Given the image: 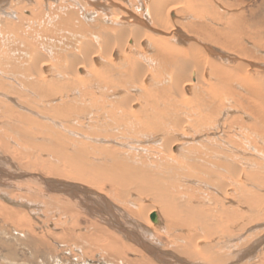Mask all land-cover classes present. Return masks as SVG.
I'll return each mask as SVG.
<instances>
[{
    "label": "bare ground",
    "instance_id": "bare-ground-1",
    "mask_svg": "<svg viewBox=\"0 0 264 264\" xmlns=\"http://www.w3.org/2000/svg\"><path fill=\"white\" fill-rule=\"evenodd\" d=\"M136 1L0 0V43H18L14 48L13 43L11 47H0V69L8 67L12 82L18 84L9 87L0 76V91L12 95L23 93L22 89L30 91L31 103L20 102L42 108L39 111L48 117L42 124L7 106L10 119L0 121L3 129L15 133L18 143L28 147V137L45 139L33 148L25 147L28 159L19 166L2 155L8 149L3 140L6 134L2 137L0 133V184L5 178L9 186L31 191L28 197L33 199L48 197L49 201L65 200L68 205L80 207L88 218L100 217L122 236L135 238L132 240L151 252V258L157 245L145 246L142 234L150 232V227L157 236L161 217L165 229L179 231L176 236L183 244L176 245L178 252L197 264H247L243 258L254 256L258 243L256 240L245 247L258 235L255 232L244 242L250 234L248 226L264 217V161L260 160H264V63H259L261 57L255 55L257 48L264 47V19L254 17L252 10L226 12L229 14L222 18L214 13L213 0ZM244 2L223 1L220 5L228 9ZM26 7L30 8L28 15H24ZM141 8L145 9L143 15L139 13ZM86 9L95 14V25L89 20L88 25L82 22L79 10ZM193 12L194 22L186 23L191 20L187 17L181 23L180 14ZM207 14L222 21L223 27L209 25ZM25 22L29 23L27 28ZM34 24L40 26V31ZM179 25L187 30L186 37ZM34 31L39 33V42L31 37ZM171 35L183 38L187 44L175 45ZM201 40L220 48L214 49ZM55 42L60 45L57 50L50 45ZM225 50L231 53L226 55ZM125 86L136 87L137 97ZM175 102L182 106L177 107ZM48 110L53 115H47ZM13 117L33 129L19 126L16 119L9 121ZM145 138L155 147L147 146ZM41 153L50 156L42 157ZM14 155L19 159L24 154ZM35 170L55 178L30 174ZM32 178L37 190H32L33 183L28 182ZM194 186H211L207 189L217 204V216L212 220L207 217L209 210L180 198L182 190ZM130 192L140 196L137 200L143 197L156 201L158 206L136 210L125 203L121 207L130 216L123 210L118 216L112 201L120 200H113V193L122 198L131 196L127 195ZM137 216L143 218L146 228L135 220ZM91 223L96 227L91 235L103 237L96 241L105 240L100 247L109 254L135 250L117 234ZM71 226L66 230L74 235L75 227ZM243 227L240 239L232 243L237 230ZM160 231L164 233L163 227ZM219 232L228 236L226 244L233 247L225 256L212 251L216 243L208 239ZM149 258L141 256L137 262L155 264ZM251 264H264V260Z\"/></svg>",
    "mask_w": 264,
    "mask_h": 264
},
{
    "label": "rangeland",
    "instance_id": "rangeland-1",
    "mask_svg": "<svg viewBox=\"0 0 264 264\" xmlns=\"http://www.w3.org/2000/svg\"><path fill=\"white\" fill-rule=\"evenodd\" d=\"M137 1H138V4H141L140 0H137ZM143 1L145 3L146 1H149V0H143ZM216 1L219 3H216L213 0V5H215V9H216V12H214V13L216 15H221L222 18H225L230 12L231 13H233V12L238 13L239 10L240 11L246 10L249 13V11L252 10L254 12V17H256L257 19H260V18L264 19V0H244L245 2L243 5H237L234 8H232V7L228 8L229 10L225 9L224 7L222 8L221 5L224 4L223 1H226V3L227 2L232 3L233 0H216ZM25 9L27 11L24 15H28L30 13V8L26 7ZM176 10L177 9H175V11ZM90 11L91 10L87 11V9L85 10V12H84V10L83 11L79 10V14L82 15V17H83L82 22L83 23L85 22L84 24L88 25L91 22L90 25L91 24L95 25L94 24L95 23L94 18H93L95 14H93V12H90ZM140 12H141V14L144 13L145 9L144 8L139 9V13ZM226 12H229V13H226ZM176 13L177 12H175V14ZM194 13L195 12H193L192 15L188 14V13L180 14L181 17H183V21L181 23L185 22L184 19L187 17H189L191 20H188L186 23H188L189 21L194 22V20H196V18H193V17H196L195 16L196 13L195 14ZM15 14L18 15V12H15ZM176 15L179 16V14H176ZM85 16L87 19L85 18ZM91 16H92V18H91ZM206 16L209 19H207L205 17V21L208 22L209 25H211L212 27H215V28H222L223 27L222 21L214 20L208 14ZM4 17H6V16H4ZM6 18L13 20V21H17V18H15V19H12L11 17H6ZM90 19H92V20H90ZM86 20H89V23ZM221 23H222V25H221ZM28 24L29 23L25 22L23 24V26L27 28ZM106 25H112V23L107 22ZM37 26L34 24L36 31H40V29H41L40 26H38V29L36 28ZM179 27H181L180 28L181 33L186 37L187 33H188L187 30H185L180 25H179ZM31 33H32L31 37L36 38V42H39V40L41 39L40 36H38L39 33L36 34L35 31L31 32ZM175 37H176V39H174ZM173 39H174V41H173ZM182 39L183 38H181L177 35L176 36L173 35L171 42L172 43L174 42V44L177 46L184 47L187 43L184 39L182 41ZM202 42L208 46L213 47L214 49H215V47L218 49L220 48L219 46H217L213 43L211 44V43H208L205 41H202ZM10 43H13V42H6V41L2 42V43H0V47L3 45H8V47H11L13 45L12 48H14L18 44L17 42H14L12 45ZM182 43L184 45H181ZM50 45L55 46L54 48H52L53 50H57V48L58 49L60 48V45H58L56 42L51 43ZM247 47H251V43H248ZM255 52H257V53H255V55L257 57H259V58L261 57L258 62L264 63V47L257 48L255 50ZM225 53H226V55H228L231 52L225 50ZM211 57L214 60L219 61L221 63L222 62H225L228 64L230 63L228 60H225V59H218L214 56H211ZM14 58H16V57L14 56ZM9 72H10V69L8 67L5 69H0V76H2V79L4 78L3 79L4 84L9 86V87L13 86V85L15 86V84H16L15 87H18V84L16 83V81L13 80V82H12V75ZM159 80H161V77ZM159 84H161V83H159ZM125 87H127L129 92L132 93V96L137 97V91L139 93V90L136 89V87H128V86H125ZM193 88L194 87H192L191 91L193 90ZM22 90L24 91L23 93L19 94L16 91L15 93H13V95L11 93H8V92L0 91V96H1L0 99L4 98V99H2L3 101L0 100V119H4V118L7 119V117L9 118L10 115L7 111V106H10L12 109H14V111L17 110L20 113L29 114L32 116V118H35L39 122L44 124L48 117L45 116L46 114L43 115L42 112L39 111V110H43L42 108H30L27 105L22 104L20 102V100H22L23 102L31 103L28 95L30 94L31 96H33V94L30 91H27L25 89H22ZM155 92H156V90H155ZM7 93H8V95H7ZM161 93L164 94L163 92H161ZM190 94H191V92H190ZM170 101H168V102H170ZM16 103H18V104H16ZM175 103H176L177 107L180 104L179 102H175ZM22 106H24V107L22 108ZM179 106H182V105L180 104ZM187 106H190V105L188 104ZM179 108H182V107H179ZM183 108H186V107L183 106ZM236 112L237 111H233V113H236ZM47 113H48L47 115H53V113L50 112L49 110L47 111ZM233 115H236V114H233ZM229 116H231V115H229ZM15 119H16V117H13V119H11L9 121H11V122L16 121L15 123H17L18 120L17 119L15 120ZM60 122L63 123V118L60 119ZM18 125L19 126H25V128H27V129H31V127H32V126H28V125H23L19 122H18ZM3 128H4L3 123H1V121H0V133H2V135H1L2 137L6 134L4 136L3 140L5 141V139H6L5 142L7 143V149H8V151H6L3 154L0 151V154L5 156L6 158H8L10 161L15 162L19 166H20V164H22V162H25L28 159V157L26 155V154H28V152H27L28 149H25V147L26 148H33L34 147L33 144L42 143V141L45 139L42 136H38L36 138L32 137V136L28 137L29 145L27 147L24 144L22 145L21 142L18 143L19 141H16L14 132H12L9 129H3ZM32 129H33V127H32ZM41 130L45 131L46 128L41 127ZM5 131H6V133H5ZM9 131H11L12 134ZM8 133H10L12 137H10ZM151 137H153V136H151ZM130 141H128L127 143H129ZM143 141L145 142V144L147 146H148V144H149V146L154 145V147L156 145L154 142H151V140H149L147 138H145V140H143ZM131 142L136 143L133 140ZM257 145H261V144L257 143ZM117 149L120 150L121 148L117 147ZM135 149H138V148L136 147ZM18 150H19V152H18ZM19 153L24 154L26 157L24 155H22L23 157H20ZM6 154H8L9 156L8 155L6 156ZM14 154H16L20 158L17 159ZM40 155L41 156L43 155L42 157H46V156L49 157L50 156L48 153H41ZM32 156L33 155H31L29 157L32 158ZM260 160L264 161L262 159H260ZM9 167L10 166L8 165L7 168H9ZM9 169H11V168H9ZM30 174L39 175V176L45 177V178H55L53 176L47 175L46 173H44L43 171H40V170L36 171V172H30ZM197 176L199 177V175H197ZM56 179H59V178H56ZM60 179L63 180L62 178H60ZM3 180H4V183L0 184V207H3V210L2 211L0 210V264H130V263L131 264H138L137 259H139L141 256H147V255L150 256L149 259H151V260L153 259L152 261L155 264H177V262H179V261H181V262L184 261L185 263H189V264H197V262H198V261H195L193 259H189L186 254L178 252V250L176 249L177 246L183 244V242L176 236L177 233H179V231L175 229V231L173 230L170 232V231H168V229H165V223L163 222V218H161V217H160L159 223H161V226L164 229V233L162 232L163 230L160 231V229H162V227L159 228L158 230H156V231L160 232V233H158L157 236H155L153 234V233H156V232H154L155 230L153 228H150V227H149L150 232H147L146 234L141 233L143 235V238H144L145 246L151 247L152 245H155V244L157 245L156 247H153V250H152L155 257L151 258V257H153V255L150 254L151 252L149 253L148 251H146L147 249L142 247L143 245H141V243L139 241H134L135 238H133V237L128 238L124 235L122 236L121 233L116 228L115 229H114V227L112 228V226L108 223V221H106L100 217H96V216L91 217L90 215L88 218V216H86L87 214H85L83 211H80V209H79L80 207L79 208L74 207L72 204L68 205L65 200L49 201V200H47V199H49L48 197H43V198L41 197V198H37V199L34 198L33 199V197H28V196H32L31 195L32 192L27 191V189H25V187H24V189H22V188L17 189L16 186L15 187L9 186L8 181L5 178H3ZM32 180L33 181L28 180V182L33 183V184H30L31 187L33 186L32 190H37L39 187L38 188L35 187V184H34V183H36V180L33 178H32ZM203 187L204 186H201V189H199V187L197 188L196 186H194L191 188V190H189V189L188 190H182L179 193V194H181L179 196L181 199L185 198L189 202L193 203L194 205H199L203 209L209 210V216H207V217H208V219L211 218V220H212V218H215L217 216V214H216L217 213V210H216L217 204L214 205L215 201L212 197L213 193L210 189L209 190L207 189V187H211V186H207L204 188ZM196 188L199 190H197ZM174 189H173V191H174ZM180 189H182V188H180ZM170 191L172 192L171 189H170ZM174 192L176 193L177 191L175 190ZM184 192H186L188 194H186ZM200 192H202V194H200ZM52 193H56V192H52ZM194 193H195V195H194ZM113 195H114L113 200H115L114 197L116 199L120 200V201H116V200L112 201L113 211L118 213L117 214L118 216H119V214H122V210H123V213L130 216L131 213H129L125 207H121L122 204L124 205L125 203H126L125 205L128 204L127 206L129 207V209H136V210L137 209L140 210L142 208H147V207H151V206H153V207L158 206V203L156 201H154L152 203L151 201H149L143 197H141L139 200H137V198L140 196H137V194L134 192H130L129 194H127V195H131L129 197L124 195L121 198V197L116 196L115 193H113ZM130 197L133 198V200H132L133 203H131L132 201H131ZM192 197H195V198H192ZM9 198H11V199H9ZM125 198H127V201ZM40 199H42V200H40ZM44 199H46V200H44ZM9 200H10V202H9ZM208 200L211 201V203H209ZM121 201H123V202L121 203ZM137 201H139L138 202L139 207L137 206V203H136ZM127 202H129V203H127ZM9 203H10V205H9ZM72 206L74 207L73 208L74 210L78 209L76 211L80 212V213L77 212V213H79V215L81 214L79 217L77 215H75L76 212L72 209ZM136 207H138V208H136ZM63 208L66 210L64 211ZM209 208L211 209V211ZM23 209H24L25 213H24ZM67 209H69V210H67ZM85 209L86 208H84V207L81 208V210H85ZM241 209L245 210V208H242V207H241ZM71 210H73V212ZM66 211H67V213H66ZM212 211H213V214H212ZM258 211L259 210H256L255 212H258ZM10 212H11V214H10ZM20 213L22 215H20ZM82 214H84V215H82ZM100 214H102V213H100ZM244 214H246V212ZM12 215L14 217L15 216L16 217L14 218ZM71 215L74 218H70ZM213 215H215V216H213ZM11 217H13V218H11ZM76 217H78V220ZM19 219H21V220H19ZM148 219L149 218L147 216V220ZM69 220H71V221H69ZM135 220L139 224H141L142 226H144L146 228V225H145L143 218H140L139 216H137L135 218ZM74 221L76 222L77 226H75L76 224ZM149 221L151 224H156V223L152 222L151 220H149ZM247 221H248V218L244 217V222H247ZM70 222H72V223L70 224ZM91 222H95L99 227L102 226V227L108 229V231L117 234L119 236V238H121V241L123 243L128 244L129 246L133 247V249H135V250H131V251L130 250H128V251L122 250L121 253H119L120 255L118 254L119 256L117 254H113V253L109 254L107 251H105L104 249H102L100 247L101 244L105 243V240L100 242V243H97V241H96V239H103V237L91 235L96 230V227H94L95 225L92 224ZM15 224H17V225H15ZM73 224H75V225H73ZM68 225H72L71 226L72 229L75 227V229H73L75 231L74 235H71V231L67 232L66 227ZM248 227L250 229V234L247 237V239L244 240V242L249 239L251 234L258 232V235L245 245V247L249 246L254 241L258 240V243L257 242L255 243L256 252L254 253V256H252L250 258H248V257L243 258V260H244L243 262H246L247 264H251L252 261L257 260V259H263L264 260V239H262L263 235H264V217L259 218L255 221L251 222V224ZM139 228H140V226H139ZM244 228L245 227L237 230V234L232 239V243H236L237 240L240 239L241 235L244 233ZM68 229H70V228H68ZM89 235L91 237H94L95 239L90 238V240H89V238H88ZM104 236L106 237V234H104ZM75 237L77 238L76 240L73 239ZM81 237H82V239L84 238V240H82ZM132 239H134V240H132ZM208 239L210 240V242L216 243V246L211 248V250L218 253V254H222L223 256L228 254L230 252V250L233 248L232 247L230 249L226 244V242L228 241V236L225 237L220 232L216 233L215 235L211 236V238H208ZM208 239L205 241L208 242L209 241ZM243 247H241V248H243ZM158 248H159V250H161V252H159L157 250ZM156 255L159 256L160 259L157 258ZM114 256H116V257H114ZM122 256L125 259L121 258ZM127 261H129V262H127Z\"/></svg>",
    "mask_w": 264,
    "mask_h": 264
}]
</instances>
